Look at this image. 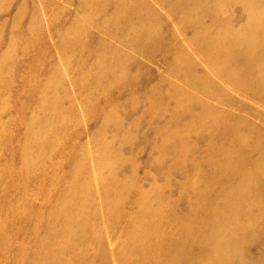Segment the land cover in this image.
<instances>
[{"label":"rangeland","instance_id":"1","mask_svg":"<svg viewBox=\"0 0 264 264\" xmlns=\"http://www.w3.org/2000/svg\"><path fill=\"white\" fill-rule=\"evenodd\" d=\"M79 1L0 0V264H130L133 242L123 232L137 222L119 228L115 216L137 211L135 198L142 202L155 187L173 203L172 222H192L186 264L196 263L200 246L210 255L206 236L220 226L223 235L244 229L233 224L242 218L240 207L253 228L239 254L230 255L238 262L241 254L243 264L264 263V87L219 70L213 52L193 46L195 31L183 13L193 0H148L156 13L145 17L156 32L144 46L129 44L140 20L125 27L120 17L109 19L115 0L96 16L85 4L78 10ZM82 10L86 15L76 19ZM226 16L232 25L246 21L241 5ZM214 17L211 12L206 21ZM73 19L81 25L76 33L67 29ZM109 28L124 31L114 36ZM81 40L88 58L94 54L86 44L97 53L105 46L100 55L113 61L125 53L123 81L79 80L68 56ZM237 56L244 67L247 57ZM206 75L210 88L201 81ZM246 181L251 192L236 194ZM84 215L90 238L80 244L65 238L69 217L75 222ZM179 230L186 229L179 224L160 236L168 241ZM199 233L204 238L195 239ZM161 253L149 264L166 263Z\"/></svg>","mask_w":264,"mask_h":264},{"label":"bare ground","instance_id":"2","mask_svg":"<svg viewBox=\"0 0 264 264\" xmlns=\"http://www.w3.org/2000/svg\"><path fill=\"white\" fill-rule=\"evenodd\" d=\"M112 1L114 0H80L77 4V9L81 10V8L84 7L85 4V6L88 7V10L90 9L93 12H98V14L91 15L96 16L109 8L112 4ZM145 2L148 7L145 6ZM182 4L183 2L181 3V5ZM114 5L116 9L110 15L109 19L120 17L121 22L122 20H125V27H132L133 25H131V23L135 18L137 20H140L139 22H141L139 28H137V26L135 25L136 29H133L134 37L131 42H129L130 45L142 46L143 43L146 42V39L149 40L150 37H153L156 32L155 22L150 21L149 17L146 21L145 16L149 14H151L150 17L152 15L154 16V14L156 13V9L154 7L152 9V5L150 2H148V0H115ZM238 5L243 6V12L246 15V21L244 23L232 25L230 16H226V10ZM186 6H189L188 13L185 10ZM211 12H216L217 17L212 18L208 22L206 20L208 19V16ZM183 13H186L184 19L185 22L192 23L189 24V26H194L190 28H193L195 31V34L191 36V43L193 44V46L195 45L196 48L198 47L203 49V51L213 52L214 55H212L211 59L215 61V65L219 66L217 67L219 70H227L230 76L241 75L253 77L255 79V82L259 86L264 87V0H193L191 3L187 2V4L183 7ZM74 15L73 16L76 19L80 20L83 15H86V13L82 10V12H75ZM77 23L73 19L72 23L68 25L67 29L74 30L76 33L78 29H81V25H77ZM123 31L124 29L119 28L117 32H114V29L109 28L107 30V33L111 32L114 36H120L119 34H121ZM114 36H111L109 40L114 39ZM241 37H244L246 40H242ZM244 41H247L248 43L246 46H243ZM125 44L128 46L127 43ZM86 45L88 46L89 53L94 54L93 56L98 55L97 58H99V61L92 58L93 56L88 58L85 55L86 52L81 51L82 48H85L84 42H82V40L76 41L74 44L73 52H71L68 56V63L69 66L78 65L79 69L75 71V75L78 79L82 75L88 80L95 81L100 85L105 79H107V84L110 83L112 79L117 82L118 80L123 81L125 75L122 71L123 67L121 62L125 58H128L125 53H121L119 55V58L117 57L116 61H113L114 58L103 57V55H100L105 46H101L100 44L96 43L97 46L100 45V47H98V50H100L99 48H101V52L97 53L96 48H94L92 45ZM112 49H115V47H113ZM125 50L126 49H123L122 52H126ZM239 50L242 51L247 57L245 63L243 64V66L245 65L244 67H241V59H239L237 56L240 55ZM234 57H236V61L232 60V58ZM186 62L185 64L177 66L180 73L181 71L186 70V67L188 65L186 64ZM108 65L111 66L109 69H107ZM253 66L256 67L252 69ZM185 74L188 76V78L192 77L191 70L187 71ZM0 78H2V67H0ZM197 79L198 78H195V81H198ZM201 81H207V85L210 88V77L208 75H206V78H202ZM206 88L207 90L209 89L208 87ZM47 90L49 89L46 86L39 88L41 94H45ZM190 90L191 87L182 89L183 101L187 99V96H189ZM43 97L44 96H42L40 100ZM210 112H215L214 107L211 108ZM57 124L62 129H64L63 121H57ZM60 137L65 138L59 136V138ZM24 154H26L25 150ZM261 163L262 168L264 169V154L262 156ZM246 182L247 183L245 185H241V188H234L236 194L239 192L241 194H248L249 192H251V186L249 187L251 181ZM183 184L185 185L187 183ZM161 188L155 187V189L151 190L152 192L144 191V199L142 202H138L139 200H136L135 198V202L139 204L137 205V211H135L134 213H125L124 211L123 214H118L115 216V222L119 221V224H116V226L118 225L119 228H122V223H124L125 220H129L131 222V226H134V222H137L131 232L129 230H124L123 232L125 237L130 238V242H133L131 248L132 257L130 260V264H149L151 260H153L154 257L160 254L163 250L164 252L161 253V256L163 258L166 257V263L164 264H186L187 260L189 259V255L188 253L186 254L185 250H187L186 247L190 242L192 245L194 242L193 240H190L192 232V222H188V219L184 221L182 220V222L180 223H174L171 221V208L173 207V203L165 199L163 196H159ZM72 209L69 211L68 216H70V214L72 213ZM239 209H241L242 211V218H240L236 223L233 224L237 225V227L239 228L240 225L244 224V229H241L239 234L228 233L227 235H223L224 232L220 230L223 226H220L219 231H215L209 237L206 236V238H212L211 241L205 242V244L209 245V250L211 252L210 255L209 253L204 255L206 253V251L204 250V246H200L199 248L203 249V253L196 260L195 264H228L227 262H230V260L232 262L231 264H243V257L241 256V254L240 256H238V254L240 252L242 243H244L246 240V237H248L246 242L250 239L248 235L250 234V230L253 227H247V218L245 215L246 213H244V210L241 207ZM144 213L145 216L143 215ZM85 216L86 215H84L80 219L75 220V222L73 221L72 217H69L70 221L68 222L71 223L66 226H62L65 238L69 236V240H73L74 242H77L79 244L81 237L90 238V232L88 230L90 221H88L87 217ZM252 219H255L254 215L252 216L251 221ZM198 221L200 222V220ZM179 224L183 229L186 230H184L182 234H180L181 230L173 231L174 235H171L170 239L168 237V244H171V246L165 251L163 242L164 240L166 241V239H164L165 237L160 236V234H168L169 232H172L171 229L173 230L174 227ZM194 231H196L195 228L193 232ZM262 235H260L259 237H262ZM204 236L202 235V233H199L198 236H194V238H204ZM176 238H186V240L184 239L178 242ZM235 249L238 253L236 255L238 262L232 257V255H230V252ZM227 252H229V257H227ZM262 260L264 261V257L262 258ZM250 264L264 263L262 261L257 262L254 260L253 262H250Z\"/></svg>","mask_w":264,"mask_h":264}]
</instances>
